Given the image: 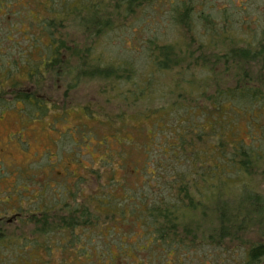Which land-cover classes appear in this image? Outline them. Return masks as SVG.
Wrapping results in <instances>:
<instances>
[{"label": "rangeland", "instance_id": "obj_1", "mask_svg": "<svg viewBox=\"0 0 264 264\" xmlns=\"http://www.w3.org/2000/svg\"><path fill=\"white\" fill-rule=\"evenodd\" d=\"M106 1L99 14L90 10L99 0L73 1L75 12L50 28L60 44L55 54L50 51L53 46L47 50L52 43L40 29L45 26L40 20L48 13L47 0H0V238L11 239L0 241V264L176 262L174 254L145 250L146 229L131 209L137 210L153 195L180 188L181 181L166 173L193 172L191 166L177 168L163 155L161 148L171 137L165 112L145 114L146 105L155 109L170 101V88L183 80L162 75L152 84L153 95L138 103L128 93L130 83H138L135 89L146 87V74L154 66L152 46L183 51L195 39L208 40V52L219 54L221 90L250 83V92L260 98L255 117L246 107L231 111L225 104L227 116L218 121L214 135L229 138L235 132L245 146L252 141L256 148L264 146V59L235 63L227 70V55L233 50L257 52L264 43V0H149L145 5L109 0L105 6ZM250 22L251 36L244 32ZM215 23L218 33L228 31V36L205 38L206 29ZM108 62L113 67L110 77L97 76ZM195 73L200 78L201 73ZM191 81L185 85L210 96L213 88L207 82ZM205 98L199 101L205 104ZM208 120L201 125L205 136ZM201 163L204 169L208 166ZM253 165L245 176L247 189L264 199V161ZM236 175H226L227 187L217 183L221 201L240 198L242 179ZM58 203L98 213L102 225L86 231L89 242L69 247L66 236L40 239L34 219L59 212L63 204ZM206 207L209 215L210 205ZM47 238L52 240L44 245ZM257 243H264V222L255 223L239 241H226L229 253L222 256L223 264H241Z\"/></svg>", "mask_w": 264, "mask_h": 264}, {"label": "trees", "instance_id": "obj_2", "mask_svg": "<svg viewBox=\"0 0 264 264\" xmlns=\"http://www.w3.org/2000/svg\"><path fill=\"white\" fill-rule=\"evenodd\" d=\"M73 1L47 0L49 7H43L45 13L46 11L48 13L41 17L40 22H43L45 26L40 29L52 43L47 46V50L53 46L50 51L55 54L59 53L60 44L54 38L56 33L50 28H55L57 23L68 20L75 12V8L72 7ZM105 1L99 0V3L94 4L90 10L99 14L105 9V7L103 8ZM108 1H106L105 6ZM148 1L130 0V3L142 2L141 5H145L144 3ZM5 11L8 12L7 9ZM16 14L17 20H20V13ZM0 17L1 19L4 18L3 15ZM205 19L207 20V18ZM94 21V19L89 20L88 24ZM252 24L253 22H250L249 26H245L246 35L253 34ZM217 26L216 23L209 25L206 29L205 38L217 39L221 34L218 33ZM88 27L89 25L85 29ZM38 33L40 34L39 29ZM226 33L228 31L221 35L228 36ZM207 41L195 39L192 41L191 47L181 48L183 51L176 50V46H155L156 48L152 46V51H155L153 54L154 66L153 71L146 74L148 80L146 87H143L142 90L140 88L135 89L138 84L135 82L133 85L130 83L131 86L128 88V93L132 96L133 102L138 103L153 95L152 84L157 79L164 78V76L161 77L162 75L171 74L172 78H175L174 81L183 80L182 84L178 82L176 86L170 88V101L162 102L155 109H151V105H146L145 114L165 112L163 118L166 117L169 121V126L165 129L171 137L169 136L167 145L161 148L163 155L165 158L168 157L166 159L177 168L182 167V165L189 166V168L191 166L193 172L192 174L191 172L189 174L184 172L177 176L166 173V176L176 177L181 181L180 188L174 192L172 187L169 193L153 195L147 199V203L138 205L137 210L131 208L133 215H136L137 220L142 222L146 229L144 238L147 241L144 242H147V246L145 250H159L168 256L174 254L177 260L173 264H223L222 256L229 253V251H225L226 241H239L243 235L249 233L255 223L260 225L264 222V199L257 192L247 189L248 183L245 180V176L251 173L253 164L261 159L264 161V146L256 148L253 141L250 145L245 146L237 140L235 132H231L229 138L226 134L223 138L214 135V132L217 131L218 121L225 120L223 117L227 114V111H224L225 104L231 106V111L246 107L249 110V115L254 116L260 98L250 92V89L254 88L250 83L235 88H226L225 91L221 90L222 85L217 78L220 65L219 54L208 52L207 48L212 44L207 45ZM251 41L253 42V40ZM249 46L255 47L257 45L251 43ZM262 49H264V45H260L257 52L249 48L233 50L227 55V64H230L227 70H231L232 64L235 63L242 66L246 62L250 64L252 59L256 57L264 59ZM101 63L103 62L101 61ZM105 65L107 68L100 71L97 76L110 77L112 74L110 66L112 67V65L110 62L105 63ZM49 66L50 63L48 62L46 67L49 68ZM175 67L181 70L174 71ZM121 68L119 66V69ZM36 71L40 70L36 69ZM195 72L201 73L200 78L196 76ZM31 76L29 75L30 79ZM195 79L205 81L208 83L207 86L213 88L208 98H205L207 93L204 90L197 91L195 88L185 85L192 83L191 80ZM28 98L26 96L27 101L31 103L32 101ZM204 98L205 104L199 101ZM262 108L264 109V106ZM218 114L221 117H218ZM199 118L202 120L197 122L196 120ZM207 118H209L210 125L208 135L205 136L201 130V125ZM202 145L207 149L203 148ZM201 160L208 165L205 169L202 167ZM230 173H235L238 179H242V193L240 198L233 199V197L227 196V200L221 201L222 193L217 190V183L227 187L226 181L229 180L225 177ZM159 180L164 181L161 178ZM158 183L160 184V181ZM55 197L57 198V196ZM206 203L211 208L209 215L206 213ZM62 204L58 203V206ZM59 209V212L54 211V214L43 213L37 221L34 219L35 225L40 226L37 230L41 235H39L40 239L46 235L50 237L52 234H58V238L67 237L69 247H75L76 243L82 242V240L89 242L86 231L94 226L100 228L102 225V223H98L96 216L98 213L92 209L89 211L87 207L80 211L70 203H65ZM207 223H210V228L206 227L208 230L205 228ZM206 230L209 232L207 233ZM36 239L37 237L33 242H36ZM5 240L11 239L0 238V241ZM51 240V238L45 239L44 245H47ZM83 248L85 249L84 246ZM244 258L241 264H264V243L251 245Z\"/></svg>", "mask_w": 264, "mask_h": 264}, {"label": "flooded vegetation", "instance_id": "obj_3", "mask_svg": "<svg viewBox=\"0 0 264 264\" xmlns=\"http://www.w3.org/2000/svg\"><path fill=\"white\" fill-rule=\"evenodd\" d=\"M110 1H112V0H110ZM114 1H115V0H114ZM129 3H130V0H129ZM131 6H132V5H127L128 8L131 7ZM251 35H252V34H251ZM258 43H259V42H258ZM260 44H261V46L264 45V43H261V42H260ZM262 48H263V47H262ZM262 52H263L262 54H264V49H262ZM13 136H14V135H13ZM13 136H12V137H13ZM0 139H1V136H0Z\"/></svg>", "mask_w": 264, "mask_h": 264}]
</instances>
